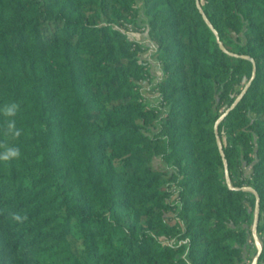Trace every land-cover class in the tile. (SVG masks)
<instances>
[{"label": "trees", "instance_id": "trees-1", "mask_svg": "<svg viewBox=\"0 0 264 264\" xmlns=\"http://www.w3.org/2000/svg\"><path fill=\"white\" fill-rule=\"evenodd\" d=\"M200 2L0 0V264H251L258 196L264 264V0Z\"/></svg>", "mask_w": 264, "mask_h": 264}, {"label": "rangeland", "instance_id": "rangeland-1", "mask_svg": "<svg viewBox=\"0 0 264 264\" xmlns=\"http://www.w3.org/2000/svg\"><path fill=\"white\" fill-rule=\"evenodd\" d=\"M137 4L141 5V0H137ZM139 16H138V24L139 23L144 24L146 22V18L144 17L142 8H141V12H140ZM127 24H132V23H127ZM132 25L136 26L135 23H133ZM124 27H126V24H124ZM141 31H144V30H141ZM145 47H146L145 50H143V52H146V54H147V56H146L147 58L145 60L148 62L152 61V62L156 63V65L153 69H154V72L157 73V75L153 80H151L153 78L152 77L150 80L145 79L142 81V83H144L142 91H143V94L145 96V101L147 103L157 104L160 100V96L158 95V90L156 88V84L158 83L159 79L162 76L161 62L159 61L158 55L156 54V48L157 47L153 46L154 47L153 49H151V47L148 45H146ZM143 52H141V53H143ZM141 53H140V55L142 56ZM173 215L174 214L172 212L167 213L168 222H170V223L174 222ZM253 226H252V229H253ZM250 246L251 247H250L249 258H247V259L249 262H251V264H253L254 260L256 259L257 255H258L257 250H256L257 244H256V242H253L252 240H250Z\"/></svg>", "mask_w": 264, "mask_h": 264}, {"label": "water", "instance_id": "water-1", "mask_svg": "<svg viewBox=\"0 0 264 264\" xmlns=\"http://www.w3.org/2000/svg\"><path fill=\"white\" fill-rule=\"evenodd\" d=\"M197 2H198V5H199V7H200L202 13L204 14V17H205L206 21L209 23V25L212 27V29L215 31L216 35H217L218 38H219V33L214 29V26H213L212 23L209 21L207 15L204 13V10H203V8H202V5H201L200 0H197ZM221 46H222L223 49H225L223 43H221ZM245 57L250 58V57H248V56H245ZM251 82H252V81H250V82L248 83V85L245 87V89L243 90V92L239 95V97H238V98L236 99V101L233 103V105L231 106V108H230L225 114H223V115L220 117V119L218 120V122H217V124H216V132H217V135H218V126H219L220 121L223 120L224 117H225V115H226V114H227L232 108H234V107L239 103V101L242 99V97L244 96V94L247 92V90H248V88H249ZM218 142H219V145H220V149H221V151H222V154H223V156H224V150H223L222 140H221V138H220L219 135H218ZM225 163H226L227 181H228V184H229L230 186H232V184H231V179H230V174H229V170H228V162H227V160H225ZM243 189H249V190H253V191H255L254 188H253V187H250V186H245V187H243ZM259 220H260V198H259V196H258V201H257V205H256V213H255V221H254V226H253V235H254V238H255V240H256V244H257V247H258V249H259V252H258V255H257L256 259L254 260L253 264H257V262H258V260H259L260 253H261V251H262V243H261V241H260V239H259L258 232H257L258 225H259Z\"/></svg>", "mask_w": 264, "mask_h": 264}, {"label": "crops", "instance_id": "crops-1", "mask_svg": "<svg viewBox=\"0 0 264 264\" xmlns=\"http://www.w3.org/2000/svg\"><path fill=\"white\" fill-rule=\"evenodd\" d=\"M135 34V38H137L141 43H143L144 45H149L151 47V49H153L154 47L152 46V42L148 39V37L145 36V32L141 31L140 28H138V30H136ZM142 57L147 58V54L146 52L141 53ZM150 66H149V70L151 71V73L153 74V76L157 75V73L154 72V67L156 65V63L149 61ZM153 63V64H152Z\"/></svg>", "mask_w": 264, "mask_h": 264}, {"label": "built area", "instance_id": "built-area-1", "mask_svg": "<svg viewBox=\"0 0 264 264\" xmlns=\"http://www.w3.org/2000/svg\"><path fill=\"white\" fill-rule=\"evenodd\" d=\"M126 29L129 33H132L138 28L136 26H133L132 24H126ZM140 29L145 30V26L141 27Z\"/></svg>", "mask_w": 264, "mask_h": 264}, {"label": "clouds", "instance_id": "clouds-1", "mask_svg": "<svg viewBox=\"0 0 264 264\" xmlns=\"http://www.w3.org/2000/svg\"><path fill=\"white\" fill-rule=\"evenodd\" d=\"M15 154H17L18 155V152L17 153H15ZM8 157L6 156V157H4V159H7ZM13 218L15 219V220H17V221H21L22 219H26V217H21L20 215H18V214H13Z\"/></svg>", "mask_w": 264, "mask_h": 264}]
</instances>
